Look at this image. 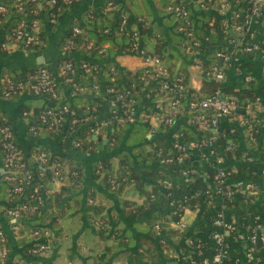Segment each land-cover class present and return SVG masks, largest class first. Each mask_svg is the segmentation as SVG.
Segmentation results:
<instances>
[{"label": "trees", "instance_id": "obj_1", "mask_svg": "<svg viewBox=\"0 0 264 264\" xmlns=\"http://www.w3.org/2000/svg\"><path fill=\"white\" fill-rule=\"evenodd\" d=\"M74 1L75 0H73L71 4L57 2L50 7L46 5L43 0H38L37 3L23 0V10L18 12L15 6V0H0V4L7 7V13L3 17L4 20L8 21L5 35L11 40V32L16 27L19 20H25V18L37 19L41 23L40 30L42 31L39 35V41L26 50L39 51L43 49L42 45L45 42L43 33L44 22L50 19L52 15L55 23L50 24V26H54L58 23L59 19L74 6ZM107 3H112L116 8L111 11L107 9V6L105 9L104 6H102L99 11L94 9L86 10L80 15L79 20L73 21L65 36L64 42L68 39L71 40L74 44V50L82 56V59L76 62L72 58H62L55 62L53 66L54 71H57L59 66L66 61L73 64L90 61L91 65L94 64L97 66L96 71L86 76L75 75L74 80L78 85L84 86L87 89H90L93 84L96 85L98 94L94 92L89 93L91 95H88L90 96L88 99L84 98V95H75L77 97H75L72 102H69L63 94L61 85H57L56 99L46 96L45 99L48 102L46 104L40 100H33L27 101L20 106L21 114H28V127H38L40 125L38 115L48 109L59 110L63 106H68L69 108H77L81 113H86L89 110L87 108L97 107V99L107 96V94L103 92V90L107 88H113L117 93H127V97H135L137 103L143 104L144 111L150 112L151 104L147 103L146 97L144 96L146 93L141 92L144 87L141 82L143 74L142 69L132 72L127 68L119 67L113 60V57L119 53L140 60V58L131 51L134 43H136L139 48L146 49L150 55L157 56L161 59L168 72L175 77H181L185 85L189 86V83L192 82L188 70L192 63L189 60V53L185 52V48L188 45L185 44L184 39L177 33L178 25L184 22L174 18L166 12L167 6L182 5L190 9L187 1L158 0V4L161 8L159 11V16L161 17L160 23H162L163 26L173 24V32L175 35L169 34V39L165 37L160 25L153 18L149 6L144 0H109ZM194 7L191 8L192 19L190 20L194 35L201 40L205 38L208 39L206 44L203 43L201 45L197 54L201 63L202 74H205L210 66L219 65V60L214 58V49H212L211 46L217 34L222 31V29L218 28V24H221L222 20H216L213 16L200 12L196 6ZM32 11H35V13ZM123 20L125 23L121 26ZM133 26L137 29L135 32L136 38H134L133 32L130 31V28ZM73 27L78 28L80 33L73 35ZM226 36L228 38L231 37L230 35ZM89 44H91L90 47H88ZM99 51H102L101 55L98 54ZM42 69L49 72L52 71L51 68L47 66L36 65L31 68H23L9 72L3 86V98L4 93L8 91L10 85L26 82L32 83L38 77ZM60 80L62 79L60 78ZM196 80H198L196 83L198 82L200 91L203 90L202 92L204 93H210L216 89H221L223 93L234 96L239 105H241L242 101H244L246 105L252 102L256 97L254 92L255 83L253 81L249 83V88L236 89L224 83L220 84L214 81H207L203 78ZM62 85L65 86L70 94H73V88L70 85L63 83ZM133 94H135V96ZM262 94L264 95V91ZM19 95L20 93L18 91H11L10 97L5 99H17ZM102 99L105 100L106 98ZM135 108H137L136 105ZM1 127H9L11 129L10 124L3 117H0V128ZM178 129L182 131L183 141L185 142L196 140L200 137L199 135H205L203 132L197 135L196 129L187 128L183 125H179ZM148 131L149 126L147 124L136 122L116 127L114 131L109 132L107 134L109 142L106 144H102L101 140L92 139L84 132L78 133L75 139L82 143L81 150L89 154H93L96 151H106V157L93 160L91 163L92 180L106 193L117 198L118 203L124 210L126 219L135 221V226L139 231L153 235L154 223L159 220V215L161 213L147 216V214L152 211L154 205V201L150 200V196H158L161 190L158 182L163 179H170L173 182L180 183L179 170L182 167H188L189 164L186 161L182 167L161 166V169H157L156 165H159L161 158L169 153L168 150H166L168 135L166 131H160L155 137L152 136L147 138ZM12 133L14 135L13 131ZM41 133L45 132H40V134ZM49 136L54 137L52 134H49ZM226 136L232 138L234 142L236 141V132L230 134L229 131H225L223 135L218 136L216 145L221 148H226L228 146ZM111 140H114L112 144ZM247 142L249 143L248 148L238 147V143L235 142L236 145L232 146V151L223 150L225 158L228 159V163L222 170L230 173V178L234 180L253 181L255 186V193L248 197L236 193L231 199L223 198L228 212H232V216L238 218L234 225L241 233L246 228H254V226L258 224L262 226V219L259 214H264V175H261V172L264 171V162L259 165L255 159V156H264V147L257 141L252 143L248 139ZM15 145L22 153L16 141ZM5 152L6 151L3 149V141L0 138V157L2 162L5 157ZM38 152H45L48 155L43 149L34 150L31 155ZM29 158V156L23 155L24 162L27 163V169L31 172L32 176L29 185L42 189V191L45 192V197L43 195V205L38 207L37 214L28 212L23 214V221L21 222L22 230L19 231V234H21V236L25 235V237L19 238L15 243L17 247L22 249V252L19 253L21 255L18 254L19 256L16 255L14 258L21 261L23 264H27V262L23 260V257L35 258L37 260L31 264H43L40 258L35 257L31 253L34 245L33 240L35 239L30 235L36 230L39 231L41 235L45 234L46 231L41 225H45L46 223H50L51 228L59 230L60 237L75 235L83 228L84 222H82V216L78 210L82 206L81 191L84 180V169L81 165H75L73 162H65L63 159L54 158L68 170L67 174L63 173V175L67 177L65 180V188L60 191H54L49 179L51 172L47 170L46 175L40 176L39 174L42 172V168L39 166H32ZM247 158L251 159L252 162H246ZM219 170L221 169H210L209 177L212 178ZM72 173L74 175H70ZM10 188L11 185L3 181L0 201H3L4 205L0 206V215H3L6 219L7 216L4 210L10 206L9 201L11 197L8 192ZM189 188L197 192L198 196L190 199L189 195H187L185 196V201L181 204L185 208L193 210L204 204L205 199L202 193L206 191L207 187L206 184L201 181L194 180L189 185ZM232 189L234 188L232 187ZM187 191L188 190L182 188V193H186ZM29 195L30 192L29 189H27L23 196L16 199L13 206L18 203L26 202L33 204ZM176 195H179V193H176ZM176 195L175 198L183 199V196L178 198ZM88 197L90 203L84 206L85 221L95 229V234L99 240H113L114 246L105 248V252L108 256L118 253L126 246L127 248L132 247L134 245V240L129 232L122 234L123 224L121 225L115 216L112 219V225H110L104 213L106 207H112L113 205L110 198L97 192L94 188H91ZM166 198L167 197H164L167 203L168 199ZM136 200H142V203L138 204ZM257 201H259L258 206H254V204L251 205L253 202ZM102 203L104 204L102 205ZM111 214H114V210ZM42 216H44V220L39 221ZM141 220L143 221L141 222ZM158 223H160V220ZM156 224L157 223H155V225ZM10 226L11 225H9V229L11 228ZM8 235L10 240L13 239L10 233H8ZM234 236L233 234L230 235L231 238H234ZM48 238L49 237H47V239ZM48 240L51 241L50 246L58 244V242H54L50 240V238ZM119 243L123 245V247L119 246ZM6 248L10 254V242L6 243ZM257 258L259 257L257 256ZM88 262L89 264H99L98 256H96L95 259L91 258ZM255 264H264V261L258 259Z\"/></svg>", "mask_w": 264, "mask_h": 264}, {"label": "built area", "instance_id": "obj_2", "mask_svg": "<svg viewBox=\"0 0 264 264\" xmlns=\"http://www.w3.org/2000/svg\"><path fill=\"white\" fill-rule=\"evenodd\" d=\"M29 2L37 3L38 0H28ZM44 3L50 7L57 2H64L71 4L73 0H43ZM190 6L185 8L182 5L167 6L166 12L178 20L184 22L178 25L177 33L184 39L185 52L189 53V60L192 63L190 66L194 73H197L201 78L207 81H214L217 83H224L225 73L227 68L234 67L236 71H240L237 66V54L257 53L264 59V0H185ZM23 0H15V6L18 12L23 10ZM196 6L198 11L206 13L210 16H216L218 20H222L218 24V28L222 29L221 33L226 38L227 47L222 50L214 49V58L219 60V65L210 66L209 70L202 74L201 63L197 55L201 45L208 42V39L201 40L194 35L193 27L190 24L191 8ZM107 7L115 9L112 3H107ZM195 8V7H194ZM35 13V11H32ZM7 13V7L0 4V32H5L8 21L4 20ZM28 16V15H27ZM26 16V17H27ZM48 24H54V17L51 15L50 19L46 21ZM125 21L121 22L123 26ZM40 21L37 19L25 18L19 20L16 27L11 32L12 39L10 40L5 35V42L10 45H15L23 50H26L33 44L39 41ZM259 32H255V28ZM133 32L136 38V30ZM73 35L80 33L79 29L74 27L72 29ZM230 35L231 37H227ZM5 43V44H6ZM91 44L88 45L90 47ZM229 49V50H228ZM232 50V51H230ZM131 51L140 58L143 71L141 82L144 87L141 92L146 93L147 103L151 104L150 112H145L142 103H137L135 97H127V93H117L113 88L103 90L107 96L108 108L106 116L101 118L97 115L95 110L97 107L87 108L86 113H81L77 108H69L63 106L59 110L48 109L38 115L40 125L38 127H28V132L37 136L40 132H45L48 135L52 134L62 143H69L73 148L81 150L79 141L75 136L84 132L92 139L107 138L109 132L114 131L116 127L141 122L149 126L148 135L155 136L160 131H166L168 135V145L166 150L168 154L161 158L159 167H182L186 161L188 167H182L179 170V181L173 182L170 179H163L158 184L164 197H167V217L179 228H184L181 223L183 212L187 210L181 203L185 201V196L189 195L190 199L197 197L198 193L189 188V185L194 180H199L206 184V191L202 193L204 196L205 206L213 204V199L216 196L231 199L236 193L246 197L255 193L254 182L246 180H234L230 178V173L225 172V166L228 159L225 158L223 150L232 151L235 142L232 138L226 136L228 146L221 148L216 145L218 136L223 135L225 131L234 134L237 130H242L248 139L254 143L257 139H261V145L264 147V115L259 116L256 112L261 104L260 97L256 96L252 102H249L243 107L244 113L240 114L237 109L241 106L237 103V99L225 94L221 89H216L210 93L196 92L183 83L181 77L171 75L165 67L163 61L157 56L150 55L146 49H141L136 43L132 45ZM76 52L74 44L71 40H67L61 46V53L64 58ZM99 55L102 51L98 52ZM97 69L96 65H91L90 62L73 64L66 61L59 66L56 75L61 78V84L70 85L73 88V95H91L94 92L98 94L97 86L92 85L90 89L80 86L74 80L77 75H90ZM112 71V70H111ZM51 72L42 69L38 77L32 83H19L17 85H10L8 91L4 93V98H9L11 91H18L20 94H27L32 98H46L50 96L56 99V86L59 85L56 81V76ZM243 82L249 83L252 78L245 75ZM134 88V87H132ZM135 96V94H133ZM135 105L137 108H135ZM27 118L28 114L24 113ZM183 122V124H180ZM179 125L187 128L196 129L197 135L203 132L205 135L198 137L196 140L183 141V133L178 129ZM0 138L3 141V149L5 157L2 162L3 181L11 185L8 190L11 200L9 201V208L5 209V215L10 227V234L13 239L21 238L19 231L22 230L21 222L23 221V214L33 213L37 214L38 207L43 205V198L45 192L36 186H31L32 179L31 172L27 169V163L24 162L23 153H21L15 145V136L9 127L0 128ZM259 141V140H258ZM114 140H111V144ZM209 161L205 159L208 157ZM202 153V158L195 157V153ZM257 164V156H255ZM36 165L42 168L40 176L46 175L49 170L50 181L53 187L62 188L66 185L68 170L65 166L58 163L54 158H51L45 152H38L32 156ZM202 160V161H201ZM206 162V167L203 169L201 164ZM246 162L251 163V159L247 158ZM264 162V161H263ZM219 168V170L212 178L209 177V170ZM70 175H74L73 173ZM264 175V171L261 172ZM179 185L186 190V193L176 195V189ZM232 187L234 189H232ZM29 189L31 203L13 204L16 199L23 196L25 191ZM42 192V194H41ZM42 196H41V195ZM44 195V197H43ZM179 198L183 196V199ZM157 197L150 196L151 201H156ZM182 200V201H179ZM234 221L225 219L222 212H219L213 220V226L217 231L212 234V239L215 244V251L210 258L206 259L204 255L199 254L190 264H238V260L230 262L228 260L229 247L226 243L227 235H235L239 244H242L244 251V264H255L257 258L256 246L260 244V251L264 257V231L261 225H255L254 228H246L241 233L235 225ZM158 229V226H156ZM159 230V229H158ZM0 227V264H23L15 258H10L7 251L6 243H9V235ZM33 240V249L31 253L38 258H42L49 249L47 234L41 235L39 231H34L31 235ZM47 239V240H46Z\"/></svg>", "mask_w": 264, "mask_h": 264}, {"label": "crops", "instance_id": "obj_3", "mask_svg": "<svg viewBox=\"0 0 264 264\" xmlns=\"http://www.w3.org/2000/svg\"><path fill=\"white\" fill-rule=\"evenodd\" d=\"M108 1L109 0H75L74 6L69 9L54 26H50V24L44 22L43 33L45 42L42 45L43 49L39 51H27L12 44L8 45L5 42V32H0V117L5 118L10 124L18 147L21 149L24 156L30 157L29 161L34 167H37L38 165H36L32 158L34 154H31L34 150L37 151L38 149H43L51 158H59L63 159L65 162H73L75 165H81L84 169V180L81 191L82 206L78 210L82 216V222H84L83 228L75 235L60 237L59 230L51 228L50 223L41 225L46 231L47 237L54 242H58L57 245L51 246V251L48 255H44L40 258L41 262L43 264H89L88 261L91 258L95 259V257L98 256L99 264H190V260L199 256V254H201V256L204 255L206 259L210 260L215 251L212 234L217 231V228L213 226V220L216 215L219 212H222L227 220L230 219V221L236 222L238 219L237 217L232 216V212H228L222 196L214 197L213 204L210 206L202 205L196 209H187L184 211L180 220L181 223L184 224V228L179 229L173 221L167 217V203L164 199V191L162 192V190H160V193L154 202L152 211L147 214V216H150L161 213L159 215L160 223H158L159 220L155 222L157 223L156 225L154 223L153 235L141 232L136 228L135 221L126 219L124 210L118 203L117 198L106 193L92 180L91 163L93 160L106 157L107 153L105 150L89 154L88 152L73 148L69 143H62L58 137H50L47 133H41L43 135L39 134L37 136L31 135L28 132V120L21 114L20 106L27 101L33 100H40L46 104L48 103L46 99L32 98L25 93L20 94L17 99H5L2 96L3 86L6 82L5 79L9 72L23 68H31L38 65V62H41L42 65L51 68L52 74L56 75L57 71H54L53 66L55 65V62L64 58L61 53V46L64 43L65 36L73 21L79 20L80 15L88 9L99 11L102 6H104L105 9ZM144 1L148 4L153 18L160 25L165 37L169 39V34L175 35L173 32V24L163 26V24L160 23L161 17L159 16V11L161 8L158 4V0ZM107 9H110L111 11L113 10L108 7ZM213 17L218 20L216 16ZM131 29L137 30L135 26L131 27ZM254 30L256 33L259 32L257 27ZM226 47L227 43L225 36L218 33L211 48L222 50ZM237 55V66L240 71H236L234 67H228L225 73L224 84L236 89H246L249 88V83L251 81L245 83L242 78L245 75L250 76L255 83V95L260 97L261 100L260 107L256 112H258L259 116H262L264 115V95L262 94L264 91V59H262L257 53H240ZM68 57L76 62H79L80 59H82V56L76 52L70 54ZM113 60L119 65V67L127 68L132 72L139 71L142 66L139 59L122 53L114 56ZM188 70L189 77L191 78L190 80H192V82L189 83V88L196 92H202L203 90L200 91V88L198 87V82L196 83V81H198L196 79L201 77L197 73H194L191 67H189ZM55 78L58 84L61 85L65 98L69 102H72L77 96L69 93L65 86L61 84V80L57 75ZM83 97L87 99L90 98L88 95ZM97 100L98 104L95 112L99 117L104 118L108 108V101L106 99ZM180 124H183V122ZM150 137L151 136L147 135V138ZM105 138H102L101 140H105ZM168 140L169 139H167V145L169 142ZM235 140V142L238 143V147H249V143L247 142L248 136L242 130L240 131V129L236 132ZM260 141L261 139L259 137L257 142L261 143ZM204 153L206 154L205 151ZM199 154H203V152H198L193 155L200 159L203 155L199 157ZM206 155H208V157L205 156V159L209 161L210 156L208 153ZM263 161L264 156H260L258 162ZM201 166L204 169L206 167V162H202ZM156 168L160 169L157 165ZM2 176V159L0 157V192L3 183ZM64 188L65 187H52L54 191H60ZM91 188H94L97 192L110 198L113 205L112 207H106L104 213L106 214L110 225H112V219L115 216L118 222L121 223V225L123 224V229L121 227L122 234L129 232L134 240V245L132 247L127 248L126 246L112 256H108L105 252L106 247L114 246L113 240H99L95 234V229L85 221L84 206L90 203L88 196ZM182 188V185H179L176 192H182ZM136 202L140 204L142 203V200H136ZM258 202L259 201L253 202L251 205L254 204V206H258ZM3 203V201H0V206L4 205ZM103 204L104 203H102V205ZM113 210L114 214H111ZM259 215L262 219V228L264 231V214L260 213ZM42 220H44V216L39 219V221ZM142 221L143 220H141V222ZM156 226H158L159 230L156 229ZM0 227L5 233H10L9 223L3 215H0ZM225 236L226 243L229 247L228 260L233 262L237 259L238 264H244V251L242 244L237 243L236 239L231 238L230 235L225 234ZM22 237H25V235H22ZM11 240L9 239L11 245L9 257L14 258L22 252V249L15 244L17 239ZM119 246L123 247L120 243ZM256 249L258 251L257 256L259 257V260L264 261L260 247L256 246ZM23 260L27 262V264H31L37 259L23 257Z\"/></svg>", "mask_w": 264, "mask_h": 264}, {"label": "water", "instance_id": "obj_4", "mask_svg": "<svg viewBox=\"0 0 264 264\" xmlns=\"http://www.w3.org/2000/svg\"><path fill=\"white\" fill-rule=\"evenodd\" d=\"M38 65H42V63L41 62H38ZM244 106H245V102L242 101L241 102V108L237 109V112L240 113V114H243L244 113V109H243ZM97 140L100 141L101 139H97ZM101 141H102L103 144H106L107 143V140L106 139L105 140H101ZM257 246L259 247L260 244L258 243Z\"/></svg>", "mask_w": 264, "mask_h": 264}, {"label": "rangeland", "instance_id": "obj_5", "mask_svg": "<svg viewBox=\"0 0 264 264\" xmlns=\"http://www.w3.org/2000/svg\"><path fill=\"white\" fill-rule=\"evenodd\" d=\"M47 243H48L49 249H48V251L46 252L45 255H48L50 253V251H51V246H50L51 245V241H49Z\"/></svg>", "mask_w": 264, "mask_h": 264}]
</instances>
